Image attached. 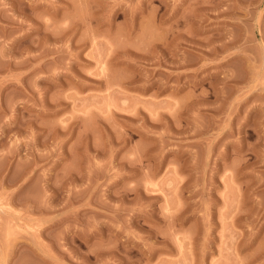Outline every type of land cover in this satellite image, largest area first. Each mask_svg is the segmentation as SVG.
Returning <instances> with one entry per match:
<instances>
[{
  "label": "rangeland",
  "instance_id": "374dc122",
  "mask_svg": "<svg viewBox=\"0 0 264 264\" xmlns=\"http://www.w3.org/2000/svg\"><path fill=\"white\" fill-rule=\"evenodd\" d=\"M0 264H264V0H0Z\"/></svg>",
  "mask_w": 264,
  "mask_h": 264
}]
</instances>
